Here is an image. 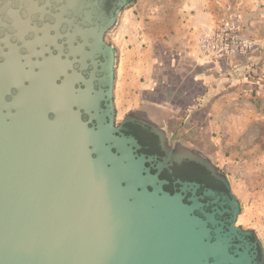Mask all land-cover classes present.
Returning <instances> with one entry per match:
<instances>
[{"label": "water", "instance_id": "1", "mask_svg": "<svg viewBox=\"0 0 264 264\" xmlns=\"http://www.w3.org/2000/svg\"><path fill=\"white\" fill-rule=\"evenodd\" d=\"M135 1L0 0V264H264L212 157L151 106L116 125Z\"/></svg>", "mask_w": 264, "mask_h": 264}, {"label": "crops", "instance_id": "2", "mask_svg": "<svg viewBox=\"0 0 264 264\" xmlns=\"http://www.w3.org/2000/svg\"><path fill=\"white\" fill-rule=\"evenodd\" d=\"M227 7L238 13L253 44L246 57H210L201 50L200 39L227 19ZM117 21L108 33L115 107H153L171 136L204 153L235 144L250 124L264 122L257 106L264 101V0H137Z\"/></svg>", "mask_w": 264, "mask_h": 264}, {"label": "rangeland", "instance_id": "3", "mask_svg": "<svg viewBox=\"0 0 264 264\" xmlns=\"http://www.w3.org/2000/svg\"><path fill=\"white\" fill-rule=\"evenodd\" d=\"M105 39L110 43V34H107ZM141 96L144 97L146 95L141 94ZM254 101L258 103L261 100L256 99ZM257 106L261 109L260 111L264 112V101L262 104L258 103ZM129 109L130 106L127 104L123 106L117 104L116 123L123 120ZM225 138L222 137L221 141H226L224 140ZM236 141L235 144L230 146H224L221 143L219 152L208 151L209 153L205 154L215 156L216 159L214 158V160L217 162L219 169L226 174L233 193L242 202L243 213L238 216L237 225L245 230H254L264 241V157L262 155L264 148V122H253L250 124L246 134L239 137ZM225 148H227L226 151ZM224 158L225 162H223Z\"/></svg>", "mask_w": 264, "mask_h": 264}, {"label": "built area", "instance_id": "4", "mask_svg": "<svg viewBox=\"0 0 264 264\" xmlns=\"http://www.w3.org/2000/svg\"><path fill=\"white\" fill-rule=\"evenodd\" d=\"M227 19L219 21L215 27L200 39V47L210 57H246L252 42L243 35L240 16L233 12L232 7L225 9ZM249 94L261 96L260 91H248Z\"/></svg>", "mask_w": 264, "mask_h": 264}, {"label": "trees", "instance_id": "5", "mask_svg": "<svg viewBox=\"0 0 264 264\" xmlns=\"http://www.w3.org/2000/svg\"><path fill=\"white\" fill-rule=\"evenodd\" d=\"M132 4V2L129 4V5H127L126 7H129L130 5ZM125 7V8H126ZM124 8V9H125ZM115 63H116V61H115ZM208 155V154H207ZM210 156V155H209ZM211 157V156H210ZM220 171L225 175V177L227 178V176H226V174L220 169ZM239 203H240V201H239ZM239 215H241V203H240V213H239ZM238 215V216H239ZM247 230H252V229H247ZM252 231H254V230H252ZM255 232V231H254ZM256 233V232H255ZM257 234V233H256Z\"/></svg>", "mask_w": 264, "mask_h": 264}, {"label": "flooded vegetation", "instance_id": "6", "mask_svg": "<svg viewBox=\"0 0 264 264\" xmlns=\"http://www.w3.org/2000/svg\"><path fill=\"white\" fill-rule=\"evenodd\" d=\"M145 103H141V104H139L136 108H134V109H130V110H135V109H137V108H140L141 106H143ZM147 104V103H146ZM114 107H115V105H114ZM130 110H129V112H130ZM125 117V116H124ZM124 117H123V119H124ZM115 120H116V107H115ZM121 121H119V123H120ZM119 123H116V125H118Z\"/></svg>", "mask_w": 264, "mask_h": 264}]
</instances>
